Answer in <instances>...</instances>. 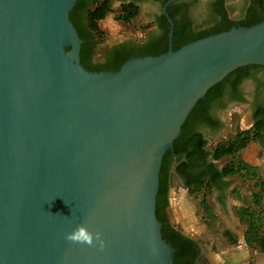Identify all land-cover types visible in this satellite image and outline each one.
I'll use <instances>...</instances> for the list:
<instances>
[{"label": "water", "instance_id": "obj_1", "mask_svg": "<svg viewBox=\"0 0 264 264\" xmlns=\"http://www.w3.org/2000/svg\"><path fill=\"white\" fill-rule=\"evenodd\" d=\"M76 1L0 0V264H175L163 154L210 87L264 66V18L89 70Z\"/></svg>", "mask_w": 264, "mask_h": 264}, {"label": "flooded vegetation", "instance_id": "obj_2", "mask_svg": "<svg viewBox=\"0 0 264 264\" xmlns=\"http://www.w3.org/2000/svg\"><path fill=\"white\" fill-rule=\"evenodd\" d=\"M113 1L115 0H111L112 7ZM117 1L118 8L124 3H135L139 6L136 19L142 18L140 23L148 19L152 24L142 29L137 37H124L107 43L99 52L97 47L92 46V52L86 57L87 63L92 66L91 70H113L112 66L100 69L96 67L111 63L115 66L128 52H133V56L153 55L156 52L161 54L162 51L169 49L170 42L174 49L184 41L214 32L221 26H241L250 19L264 17V0ZM82 43L79 47V59L83 65L80 56ZM66 49L71 50L72 45H67ZM221 82L220 87L204 99L199 112L187 121L184 135L180 137L181 129L172 147L165 151L162 164L165 161L163 165L167 164L168 169L165 178V184H169L168 200L174 175L186 187L193 186L196 182L203 184L204 187L206 183L211 185L209 198H212L216 222L220 225L223 223L219 239L229 246L241 249L253 246L246 240L248 225L238 214V207L250 202L254 192L261 189L256 185L264 181V128L259 131L264 123V66L250 64L238 67L227 74ZM244 113L248 114L245 126L241 121L235 122V118L241 117ZM236 125L242 130H250L251 139L244 148L236 152V157L223 155L217 158L215 153L221 144L234 141L237 134ZM233 162L237 163L235 168L238 170L230 173L229 169ZM163 203L164 199L161 201V204ZM167 209L168 206L166 217L170 228L175 230L174 236L178 239L186 237L185 239L192 241L195 250L193 263L213 264L208 260V253H205L201 240L179 230L171 222ZM231 214L236 223L231 222L229 225L224 216L230 218ZM185 243L190 244L189 241ZM219 245L218 240L214 241L212 248L215 249V246ZM174 247L176 254L177 248ZM218 264H245V261L229 258Z\"/></svg>", "mask_w": 264, "mask_h": 264}, {"label": "trees", "instance_id": "obj_3", "mask_svg": "<svg viewBox=\"0 0 264 264\" xmlns=\"http://www.w3.org/2000/svg\"><path fill=\"white\" fill-rule=\"evenodd\" d=\"M112 11L111 8V0H77L74 7L70 12V18L76 29L78 31L79 36L84 40L80 50L81 62L83 65L88 68L92 69L87 61L86 57L89 55L92 50L91 47H97L98 44H101L105 40V31L101 27V20L105 18V16ZM139 13V6L133 2L124 3L114 12V20L120 21L126 24H130L138 15ZM264 18V17H263ZM263 18L258 19H250L246 24L243 26L252 25L254 23L259 22ZM231 28L230 26L223 27L221 26L217 30L211 33H205L197 38L217 33L223 30H227ZM93 38V40H88V38ZM195 38V39H197ZM187 40L180 44H178L174 49L179 48L183 44L195 40ZM165 51V50H164ZM162 51V52H164ZM94 53V50H93ZM160 52H156L153 55H158ZM133 56V52L125 53V55L121 58L120 62L114 66V63L106 64V65H99L96 68L100 69L101 67L112 66L107 68H112L113 70H117L121 67V65L130 57ZM221 81L210 87L205 95L204 98L200 99L191 112L189 113L185 123L182 126V133L180 137L184 135V128L187 121L195 116L204 102V99L207 98L209 95L213 94L221 85ZM264 128V123L259 128V131ZM237 134L234 137V141L231 143H222L219 150L215 153L216 157L219 158L223 155H229L232 157H236V152L240 149L244 148L248 140L251 139L250 137V130H242L240 127H236ZM226 146V147H225ZM166 157V155H165ZM164 157V160H166ZM165 162V161H164ZM163 162V164H164ZM161 167L159 176H160V184H159V191L156 198V214L158 219L162 222V235L165 239L172 242L174 246L177 248V252L175 254V264H194L193 257L195 255V250L192 246V241L188 239H178L174 236L173 229L170 228L169 221L166 217V208L169 204L167 198V190L169 184H165L166 174L168 172L167 164ZM235 166L237 163L233 162V165L229 169L230 173H233L236 170ZM180 170V168H178ZM190 180H188V183ZM256 186H260L261 189L254 192V197L250 202H245L243 205H239L238 207V214L240 215L243 222L248 225V229L246 232V240L247 242L255 247L257 250L264 252V181L258 182ZM190 192L195 196L200 198V209L202 212L203 220L212 225L216 222V215L213 210L212 204L209 202V194L211 192V185L209 183L205 184H198L197 182L193 185L188 187ZM162 199H164V203L161 204ZM218 224V223H217ZM227 235L229 233L227 232ZM185 239V240H184ZM185 241H189L190 244H186ZM255 264V263H252Z\"/></svg>", "mask_w": 264, "mask_h": 264}, {"label": "rangeland", "instance_id": "obj_4", "mask_svg": "<svg viewBox=\"0 0 264 264\" xmlns=\"http://www.w3.org/2000/svg\"><path fill=\"white\" fill-rule=\"evenodd\" d=\"M113 4L114 7L111 6L112 11L101 20V27L106 35L104 42L97 45L98 52L100 48L107 43L123 39L124 37H137L141 34L142 29H145L152 24L148 19L140 23V20H137L136 18L130 24H123L120 21H115L114 12L118 9V1H113ZM244 114L241 117L235 118V122L241 121L243 126H245L247 124L246 118L248 117V114ZM235 127L239 126L236 125ZM211 200L212 198H209L210 203ZM168 202L169 205L167 210L171 222L185 234L201 240L203 243L202 246L205 248V253H208V260L213 264L221 263V261H226L229 258L233 260H243L245 261V264H248L249 262L264 264V252L257 250L255 247L237 249L225 244L219 239L222 235L223 223H221V225L217 223L209 225L203 220L200 209V198L192 194L188 187L178 180L176 175H174L173 186L171 187ZM224 218L229 225H231V222L232 224L236 223L233 214H231L230 218L227 216H224ZM217 240L220 245L219 247L215 246V249H213L212 244Z\"/></svg>", "mask_w": 264, "mask_h": 264}, {"label": "clouds", "instance_id": "obj_5", "mask_svg": "<svg viewBox=\"0 0 264 264\" xmlns=\"http://www.w3.org/2000/svg\"><path fill=\"white\" fill-rule=\"evenodd\" d=\"M66 239L73 242L92 243V235L83 226H77L73 232L66 236Z\"/></svg>", "mask_w": 264, "mask_h": 264}, {"label": "crops", "instance_id": "obj_6", "mask_svg": "<svg viewBox=\"0 0 264 264\" xmlns=\"http://www.w3.org/2000/svg\"><path fill=\"white\" fill-rule=\"evenodd\" d=\"M139 20H142V18H140ZM171 200V199H170ZM173 204H174V202H173Z\"/></svg>", "mask_w": 264, "mask_h": 264}]
</instances>
